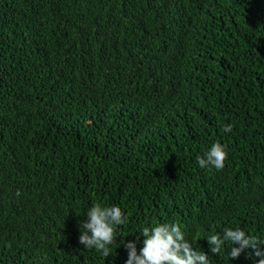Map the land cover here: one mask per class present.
<instances>
[{"label":"trees","instance_id":"obj_1","mask_svg":"<svg viewBox=\"0 0 264 264\" xmlns=\"http://www.w3.org/2000/svg\"><path fill=\"white\" fill-rule=\"evenodd\" d=\"M93 202L128 216L107 258L79 243ZM165 222L259 259L206 239L264 241V0H0V264H125Z\"/></svg>","mask_w":264,"mask_h":264},{"label":"clouds","instance_id":"obj_2","mask_svg":"<svg viewBox=\"0 0 264 264\" xmlns=\"http://www.w3.org/2000/svg\"><path fill=\"white\" fill-rule=\"evenodd\" d=\"M222 130L229 133L232 125L224 124ZM227 158L226 145L217 142L203 156L197 157V163L201 169L214 167L222 170ZM17 195L20 193L17 192ZM86 216V221H78L79 243L84 249H95L104 258L112 256L110 245L117 240L116 228L124 225L128 216L118 205H103L100 202H93L86 211ZM139 234L144 237L139 254L136 242L140 235L132 241L125 242L123 239L122 244L127 250L125 264H210L209 254L203 250L197 251L176 222L144 226ZM206 241L213 256L218 255L228 243L229 258L237 259L241 253L251 249V256L259 258L255 264H264V248L258 247L264 245V241L240 227H225L222 232H214L208 236Z\"/></svg>","mask_w":264,"mask_h":264}]
</instances>
